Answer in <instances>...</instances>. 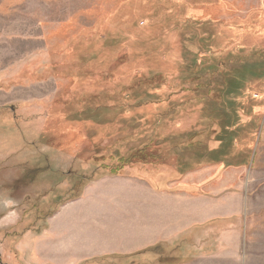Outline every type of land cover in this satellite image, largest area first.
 Wrapping results in <instances>:
<instances>
[{
    "label": "rangeland",
    "instance_id": "374dc122",
    "mask_svg": "<svg viewBox=\"0 0 264 264\" xmlns=\"http://www.w3.org/2000/svg\"><path fill=\"white\" fill-rule=\"evenodd\" d=\"M0 264H264V0H0Z\"/></svg>",
    "mask_w": 264,
    "mask_h": 264
},
{
    "label": "crops",
    "instance_id": "0c3cea01",
    "mask_svg": "<svg viewBox=\"0 0 264 264\" xmlns=\"http://www.w3.org/2000/svg\"><path fill=\"white\" fill-rule=\"evenodd\" d=\"M83 227H90V226L88 224H86V225H83ZM91 227H93V226H91ZM95 227H102V228L106 227L105 229H107V227H122V225L119 223L118 225L114 224V226H112L110 223L107 224L105 221H102V222L99 221L98 224L95 225ZM144 227H146V226H144Z\"/></svg>",
    "mask_w": 264,
    "mask_h": 264
},
{
    "label": "clouds",
    "instance_id": "9594fccd",
    "mask_svg": "<svg viewBox=\"0 0 264 264\" xmlns=\"http://www.w3.org/2000/svg\"><path fill=\"white\" fill-rule=\"evenodd\" d=\"M13 202L9 201V204H12Z\"/></svg>",
    "mask_w": 264,
    "mask_h": 264
}]
</instances>
